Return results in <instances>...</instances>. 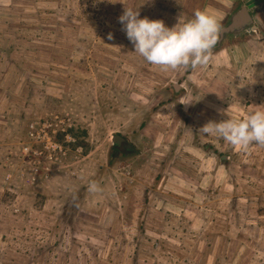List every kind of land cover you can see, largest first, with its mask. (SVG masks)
Wrapping results in <instances>:
<instances>
[{"label":"rangeland","instance_id":"obj_1","mask_svg":"<svg viewBox=\"0 0 264 264\" xmlns=\"http://www.w3.org/2000/svg\"><path fill=\"white\" fill-rule=\"evenodd\" d=\"M125 6L250 18L172 70ZM260 109L264 0H0V264H264V146L199 131Z\"/></svg>","mask_w":264,"mask_h":264},{"label":"clouds","instance_id":"obj_2","mask_svg":"<svg viewBox=\"0 0 264 264\" xmlns=\"http://www.w3.org/2000/svg\"><path fill=\"white\" fill-rule=\"evenodd\" d=\"M119 22L134 45V52L150 64L172 70L196 69L207 64L211 50L219 40L218 18L207 10H196L191 19L169 27L162 19L141 18L138 8L125 6ZM199 131L219 136L241 149L253 144L264 146V109L240 119L209 121ZM89 191L101 189L93 182Z\"/></svg>","mask_w":264,"mask_h":264},{"label":"water","instance_id":"obj_3","mask_svg":"<svg viewBox=\"0 0 264 264\" xmlns=\"http://www.w3.org/2000/svg\"><path fill=\"white\" fill-rule=\"evenodd\" d=\"M249 18H250V15H249L247 8H245V6L240 7L238 10H236L234 13L231 14L232 23L227 27L221 28L220 33L222 34L223 31L233 30L236 24L242 25L243 23L242 21H248ZM115 137H117L118 139H121V137L119 136H115Z\"/></svg>","mask_w":264,"mask_h":264},{"label":"flooded vegetation","instance_id":"obj_4","mask_svg":"<svg viewBox=\"0 0 264 264\" xmlns=\"http://www.w3.org/2000/svg\"><path fill=\"white\" fill-rule=\"evenodd\" d=\"M231 23H232V21H231Z\"/></svg>","mask_w":264,"mask_h":264}]
</instances>
